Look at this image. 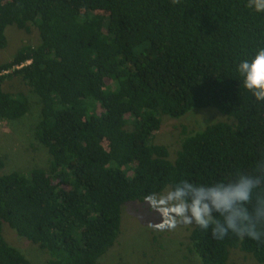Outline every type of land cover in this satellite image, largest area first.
Returning a JSON list of instances; mask_svg holds the SVG:
<instances>
[{
    "label": "trees",
    "instance_id": "1",
    "mask_svg": "<svg viewBox=\"0 0 264 264\" xmlns=\"http://www.w3.org/2000/svg\"><path fill=\"white\" fill-rule=\"evenodd\" d=\"M247 0H0L5 28L35 27L39 41L0 62V121L29 111L4 89L16 77L40 101L36 139L46 167L0 174V264H33L5 223L48 254L45 264H101L121 208L182 179L217 181L264 159V102L239 85L236 63L264 46V13ZM214 107L226 115L187 133L174 158L153 140L162 116ZM0 159V167H2ZM203 264L234 249L264 262V245L194 226Z\"/></svg>",
    "mask_w": 264,
    "mask_h": 264
},
{
    "label": "rangeland",
    "instance_id": "2",
    "mask_svg": "<svg viewBox=\"0 0 264 264\" xmlns=\"http://www.w3.org/2000/svg\"><path fill=\"white\" fill-rule=\"evenodd\" d=\"M7 45L0 48V62L11 59L24 45H36L39 41L35 27L28 31L14 25L5 28ZM4 89L24 92L29 98V111L20 118L0 121V174L13 170L28 172L34 167H46L49 154L35 137L39 120L40 101L21 80L7 79ZM225 120L226 115L214 107L193 109L179 118L162 116L161 125L154 131L153 140L167 145L170 157L174 158L179 143L187 133L202 129L214 121ZM170 187V186H167ZM160 219L156 220L153 216ZM164 213L151 196L142 201L130 200L121 208V229L115 243L99 257L101 264H203L191 250L189 231L195 226L180 225L174 231L160 230ZM3 235L17 247L33 264H45L48 254L36 244L18 235L7 223ZM231 264H264L250 254L234 249L230 254Z\"/></svg>",
    "mask_w": 264,
    "mask_h": 264
},
{
    "label": "clouds",
    "instance_id": "3",
    "mask_svg": "<svg viewBox=\"0 0 264 264\" xmlns=\"http://www.w3.org/2000/svg\"><path fill=\"white\" fill-rule=\"evenodd\" d=\"M246 6L264 13V0H247ZM235 72L239 85L264 102V46L241 58ZM150 195L164 213L160 230L195 225L216 240L231 234L264 245V159L251 172L237 170L212 182L182 179Z\"/></svg>",
    "mask_w": 264,
    "mask_h": 264
}]
</instances>
